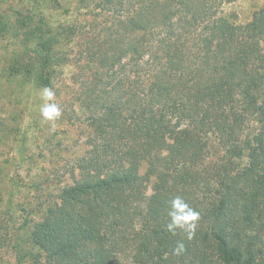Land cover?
<instances>
[{
	"label": "trees",
	"instance_id": "16d2710c",
	"mask_svg": "<svg viewBox=\"0 0 264 264\" xmlns=\"http://www.w3.org/2000/svg\"><path fill=\"white\" fill-rule=\"evenodd\" d=\"M92 1L113 14L102 31L30 29L34 56L16 57L3 76L54 90L56 68L74 61L72 95L90 130L56 196L47 190L26 206L34 250L20 252L19 241L15 259L264 264V7L236 25L212 19L223 0ZM176 196L199 214L191 239L168 229Z\"/></svg>",
	"mask_w": 264,
	"mask_h": 264
},
{
	"label": "rangeland",
	"instance_id": "374dc122",
	"mask_svg": "<svg viewBox=\"0 0 264 264\" xmlns=\"http://www.w3.org/2000/svg\"><path fill=\"white\" fill-rule=\"evenodd\" d=\"M116 3L118 5L120 1L116 0ZM84 4L90 8L81 7ZM263 7L264 0L232 3L223 0L221 6L215 7L219 12L212 19L224 16L236 25H246ZM94 8H98L97 11ZM99 8L92 0H0V98L3 105L0 112V169L3 174L0 179L5 182L0 188L4 191L0 202L3 219L0 224V264H28L26 259L16 260L12 248L21 241L20 252L34 250L24 223L32 224L36 218L30 210L26 211V206L28 203L34 205L35 197L47 190L50 191L47 198L56 196L55 188L61 182L59 176L66 174L73 157L83 152L90 132L72 95L70 80L74 73H79L74 61L57 67L53 75L55 102L62 109L61 118L54 123L44 120L40 113L44 103L40 94L42 89L33 83L6 84L3 76L16 57L34 56L33 45H30L32 52L24 46L30 29L85 24L99 33L113 17ZM114 9L120 10L119 7ZM114 14L118 18V13ZM262 46L264 50V43ZM34 180L44 187L41 192L30 189ZM156 189L155 179L143 183L142 190L147 195L155 193Z\"/></svg>",
	"mask_w": 264,
	"mask_h": 264
},
{
	"label": "clouds",
	"instance_id": "9594fccd",
	"mask_svg": "<svg viewBox=\"0 0 264 264\" xmlns=\"http://www.w3.org/2000/svg\"><path fill=\"white\" fill-rule=\"evenodd\" d=\"M41 98L44 103L40 107V113L44 120L55 122L62 116L60 105L55 102V92L50 87H44L41 90ZM170 223L168 229L174 231L177 228L184 229L191 239L196 228V221L199 214L195 212L182 197L176 196L170 201ZM184 250L182 243L178 244L175 253L179 255Z\"/></svg>",
	"mask_w": 264,
	"mask_h": 264
}]
</instances>
